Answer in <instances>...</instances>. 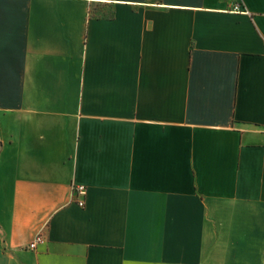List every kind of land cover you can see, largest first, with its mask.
<instances>
[{"label":"crops","instance_id":"0c3cea01","mask_svg":"<svg viewBox=\"0 0 264 264\" xmlns=\"http://www.w3.org/2000/svg\"><path fill=\"white\" fill-rule=\"evenodd\" d=\"M263 132L264 0H0V264H261Z\"/></svg>","mask_w":264,"mask_h":264},{"label":"built area","instance_id":"2783aa9c","mask_svg":"<svg viewBox=\"0 0 264 264\" xmlns=\"http://www.w3.org/2000/svg\"><path fill=\"white\" fill-rule=\"evenodd\" d=\"M234 11L240 12L243 11L240 5H236L234 7ZM264 135V132H263ZM73 192L76 193L78 196L84 197L85 196V188L84 186H76L73 188ZM78 205L82 207L84 205L83 201H79ZM44 239L41 234H38L34 240L29 244L28 249L29 250H35L36 246L38 244L43 243ZM261 264H264V255L261 259Z\"/></svg>","mask_w":264,"mask_h":264}]
</instances>
